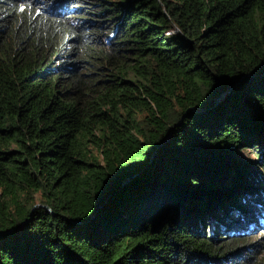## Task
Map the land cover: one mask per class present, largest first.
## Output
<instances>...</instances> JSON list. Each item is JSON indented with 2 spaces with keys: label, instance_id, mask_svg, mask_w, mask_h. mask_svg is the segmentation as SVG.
Segmentation results:
<instances>
[{
  "label": "trees",
  "instance_id": "1",
  "mask_svg": "<svg viewBox=\"0 0 264 264\" xmlns=\"http://www.w3.org/2000/svg\"><path fill=\"white\" fill-rule=\"evenodd\" d=\"M42 1L0 0V264L256 258L264 0Z\"/></svg>",
  "mask_w": 264,
  "mask_h": 264
},
{
  "label": "rangeland",
  "instance_id": "2",
  "mask_svg": "<svg viewBox=\"0 0 264 264\" xmlns=\"http://www.w3.org/2000/svg\"><path fill=\"white\" fill-rule=\"evenodd\" d=\"M3 1H4L3 4L5 6H7V7H11L13 4L20 3L19 0H14V1H16V3H12L10 0H3ZM20 1L24 2V1H28V0H20ZM65 1L66 0H53L51 2V4H49V5L53 4L54 5L53 9H55L57 11L60 7H62L63 2L65 3ZM72 4H73V6L75 5L74 2H72ZM33 5H34V8H43V7L46 6L44 4V1H42V0H38V2L34 3ZM65 15L66 16H75L76 14H75V11L72 10V11L67 12ZM237 149H238V151L236 152L237 158H240L241 160L243 159V160H246V161L252 160L253 158H255V160L257 159L255 154L252 152L251 148L239 146ZM259 232H260L259 230L255 231L254 235H253V233H247L246 236L248 237V239H250L249 241H255V240H257V238H259L257 236L259 234ZM241 234H242V232H241ZM228 237H231V235H229ZM261 242L263 243V245H261L259 248H257L258 251L256 252V258H252V259L249 258L248 260L242 261V263L248 264L249 261H253V262H251L249 264H264V240H261ZM254 252L251 251L248 254L254 255L255 254Z\"/></svg>",
  "mask_w": 264,
  "mask_h": 264
},
{
  "label": "water",
  "instance_id": "3",
  "mask_svg": "<svg viewBox=\"0 0 264 264\" xmlns=\"http://www.w3.org/2000/svg\"><path fill=\"white\" fill-rule=\"evenodd\" d=\"M237 82H238V81H237ZM237 82H236L235 84H233V85H231V86H227V87L223 88L221 91H219V92L213 94L212 97H211V101H213V102H217L221 97L225 96V95L230 91V89L233 88V87L237 84ZM126 179H128V177H127V176H124V177L121 179L120 182H122V181H124V180H126ZM104 197H105V196H104Z\"/></svg>",
  "mask_w": 264,
  "mask_h": 264
},
{
  "label": "built area",
  "instance_id": "4",
  "mask_svg": "<svg viewBox=\"0 0 264 264\" xmlns=\"http://www.w3.org/2000/svg\"><path fill=\"white\" fill-rule=\"evenodd\" d=\"M170 31H172V29H166V30L164 31V33H168V32H170Z\"/></svg>",
  "mask_w": 264,
  "mask_h": 264
}]
</instances>
